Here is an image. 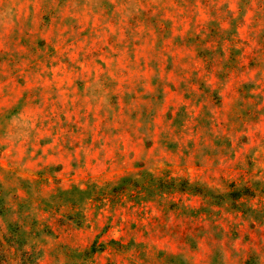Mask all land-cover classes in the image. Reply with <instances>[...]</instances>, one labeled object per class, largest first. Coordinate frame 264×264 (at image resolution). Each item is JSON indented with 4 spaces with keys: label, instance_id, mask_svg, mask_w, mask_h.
Masks as SVG:
<instances>
[{
    "label": "rangeland",
    "instance_id": "obj_1",
    "mask_svg": "<svg viewBox=\"0 0 264 264\" xmlns=\"http://www.w3.org/2000/svg\"><path fill=\"white\" fill-rule=\"evenodd\" d=\"M0 264H264V0H0Z\"/></svg>",
    "mask_w": 264,
    "mask_h": 264
},
{
    "label": "trees",
    "instance_id": "obj_2",
    "mask_svg": "<svg viewBox=\"0 0 264 264\" xmlns=\"http://www.w3.org/2000/svg\"><path fill=\"white\" fill-rule=\"evenodd\" d=\"M125 189H126V188H124V190H123V191H125Z\"/></svg>",
    "mask_w": 264,
    "mask_h": 264
}]
</instances>
